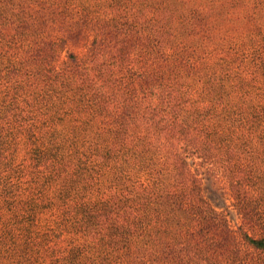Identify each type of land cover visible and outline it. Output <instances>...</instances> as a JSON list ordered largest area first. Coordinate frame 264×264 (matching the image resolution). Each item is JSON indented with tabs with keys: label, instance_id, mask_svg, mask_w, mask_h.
<instances>
[{
	"label": "trees",
	"instance_id": "1",
	"mask_svg": "<svg viewBox=\"0 0 264 264\" xmlns=\"http://www.w3.org/2000/svg\"><path fill=\"white\" fill-rule=\"evenodd\" d=\"M0 264H264V0H0Z\"/></svg>",
	"mask_w": 264,
	"mask_h": 264
},
{
	"label": "rangeland",
	"instance_id": "2",
	"mask_svg": "<svg viewBox=\"0 0 264 264\" xmlns=\"http://www.w3.org/2000/svg\"><path fill=\"white\" fill-rule=\"evenodd\" d=\"M69 50L79 51V48L69 46L64 54ZM199 148L197 152L192 151L191 148L187 154L193 160L192 168L198 170L202 195L219 211L227 209L229 212L227 218L233 227L244 224L242 215L234 205L233 185L236 173L225 160L215 157L214 152L210 153L204 148L205 151L202 150V147Z\"/></svg>",
	"mask_w": 264,
	"mask_h": 264
}]
</instances>
